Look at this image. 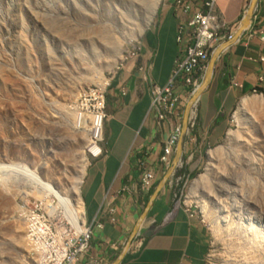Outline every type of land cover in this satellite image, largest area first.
Listing matches in <instances>:
<instances>
[{"label":"rangeland","instance_id":"obj_1","mask_svg":"<svg viewBox=\"0 0 264 264\" xmlns=\"http://www.w3.org/2000/svg\"><path fill=\"white\" fill-rule=\"evenodd\" d=\"M163 1L0 0V164L9 167L0 168V264H38L29 212L60 242L78 235L59 202L14 168L27 166L67 195L81 193L96 125L87 115L78 123L93 102L84 94L107 89ZM149 3L158 5L151 21ZM245 96L219 142L170 168L172 203L190 205L210 235L205 264H264V95Z\"/></svg>","mask_w":264,"mask_h":264},{"label":"crops","instance_id":"obj_2","mask_svg":"<svg viewBox=\"0 0 264 264\" xmlns=\"http://www.w3.org/2000/svg\"><path fill=\"white\" fill-rule=\"evenodd\" d=\"M172 1H163L154 25L142 38L140 52L116 71L106 89L103 152L89 161L80 190L83 218L92 234L79 264L206 262L210 235L194 211L173 207L169 169L159 162L161 144L179 122L182 131L172 161L178 145L181 157L190 158L200 153L202 146L223 138L229 115L242 97L254 89L264 95V41L258 32L264 33V0H253L257 16L253 33L239 32L236 25L252 0H216L225 21L236 25L233 35L237 40L220 41L218 55L207 62L192 130L184 124L183 101L178 115L162 122L151 109L152 83L167 82L182 50L176 30L185 16L174 9ZM157 8L156 3L154 11L147 7L150 21ZM141 160L155 175L147 191L139 181ZM110 208L114 221L110 220Z\"/></svg>","mask_w":264,"mask_h":264},{"label":"built area","instance_id":"obj_3","mask_svg":"<svg viewBox=\"0 0 264 264\" xmlns=\"http://www.w3.org/2000/svg\"><path fill=\"white\" fill-rule=\"evenodd\" d=\"M173 7L185 16L176 30V41L181 45V55L174 61L173 68L170 76L164 85H151V109L154 117L158 122L167 120L169 117L178 115L179 106L181 101L184 102L185 111L188 112L186 121V129L192 130L196 122V109L198 100H194V96L201 85L203 78V71L212 53L216 50L220 41L234 40L233 31L235 26L239 28L242 21L247 14L249 4L245 7L243 14L236 25L229 24L223 18L221 12L216 6V0H173ZM257 16L255 8L251 15L248 17L247 24L243 31H251L253 33L254 23ZM260 39L264 41V33L258 30ZM141 47L133 51V57L140 52ZM253 91H257L254 89ZM105 93L106 87L101 90H92L89 94L85 93V99L93 101L90 106L87 105V114H92L99 117L100 131L102 135V126L105 113ZM183 96V97H182ZM86 101V100H85ZM83 106V105H81ZM83 109V107H81ZM85 113V112H84ZM182 131L181 123L177 122L173 125L170 133L163 139L161 144V153L159 155V162L170 168L180 167L181 160L178 162L172 161V152L176 143L178 142ZM102 140V136L97 140L98 150L93 157L102 154L103 149L98 145ZM140 175L139 181L142 189L149 190L154 182V172L141 160L139 162ZM173 174V172H172ZM171 174V175H172ZM174 208L180 207V204H173ZM183 207L187 210L190 205L183 202ZM110 220L114 221L113 209H109ZM171 214V212L169 213ZM31 224V222H30ZM86 231L70 238L64 237L61 242L63 246H56L52 236L48 237V242L51 247V259L48 264H76L81 255L85 254L88 250V241L92 234L90 226H85ZM51 231V230H50ZM52 232V231H51ZM33 233L34 237L42 235ZM53 233V232H52ZM32 235V234H31ZM138 245H134L136 248Z\"/></svg>","mask_w":264,"mask_h":264},{"label":"bare ground","instance_id":"obj_4","mask_svg":"<svg viewBox=\"0 0 264 264\" xmlns=\"http://www.w3.org/2000/svg\"><path fill=\"white\" fill-rule=\"evenodd\" d=\"M148 8H149L148 9L149 11H154V5L150 4V6L148 5ZM246 18H247V15L245 16V19ZM133 40L134 39H131L128 43H131ZM253 92L256 93L257 91H253ZM245 101L242 102L241 109L244 106H246ZM249 105H250V103H249ZM77 109H79V108H77ZM79 115H80V118H78L79 124H80V120H81L82 115H87V116H90L91 118H95L96 125H94V127H93V143L88 148L89 153L95 154L98 150V146H97L96 142H97V140L100 139V136H101L99 117L92 115V114H87V112H85V113L80 112ZM83 163L84 164L86 163L85 158L83 160ZM0 168L1 169H7L9 167H7L3 164H0ZM14 170L19 172V173H22L25 176L26 184L31 182L34 185L35 184L39 185L41 188H43L45 191H47L48 195L51 194L59 202V205L62 208V214L64 215L66 220L69 222V224L72 226L73 230H75V232L77 234L84 233L86 231V229L83 228L84 218H83V212H82V202H81V198H80V194H79L78 189H76L74 191L75 193L73 196H70V195H67L62 189H60L54 183L49 182V181L44 182L42 176H40L38 173H36L34 170L28 168L27 166L19 165V166H16L14 168ZM84 173L85 172L82 171L81 176H84ZM81 182H82V179L80 180V183ZM202 183H204V180L202 178L197 180L194 184L193 190H196L197 188H199V185H201ZM36 188H38V186H36ZM194 198H195V196L191 197V200ZM201 201H203V200H201ZM202 203L205 205L204 201ZM224 218L227 219V216H225ZM26 219L28 221V226H29L28 227L29 228V237L31 239L30 243H31V245L33 244L32 246L34 247V249L38 255V261L37 262H38V264H48V260L51 259L50 253L52 252L51 247H50V243L47 240L48 237L52 236L54 242L57 241L55 244L56 246L60 247L63 245L59 241V239H57V237L52 234L49 226L46 223H44V221L41 220L42 218L38 217L37 215L31 214L29 212V214L26 215ZM225 219H223V220H225ZM226 221L227 220H225V222ZM30 222H31V224H30ZM246 225L250 228L254 227V225L253 224L251 225V223H249V222L246 223ZM32 232H34V233L38 232V234L40 232V234H42V235L41 236L37 235L38 237H34Z\"/></svg>","mask_w":264,"mask_h":264},{"label":"water","instance_id":"obj_5","mask_svg":"<svg viewBox=\"0 0 264 264\" xmlns=\"http://www.w3.org/2000/svg\"><path fill=\"white\" fill-rule=\"evenodd\" d=\"M254 6H255V3H254V1L252 0V1L250 2V4H249L248 10H247V14H246V15H247V18L245 19V17H244V19H243V21H242V25H241V26L239 27V29H238L239 32L243 31V28H244L245 25L247 24L248 17L251 15L253 9L255 8ZM244 20H245V21H244ZM214 55H218V51H217V50H215V51L212 53V56H210V58L215 57ZM205 82H206V77H205V79L201 82V85H200L199 89L197 90V92H196V94H195V96H194V98H193L194 100H198L199 95H200V92H201L203 86L205 85ZM187 117H188V112H187V110H186V112H185V114H184V124H185V127H186ZM180 150H181V146L178 145V147H177V153H176V158H175V160H174L175 162H178V161H180V159H181Z\"/></svg>","mask_w":264,"mask_h":264}]
</instances>
